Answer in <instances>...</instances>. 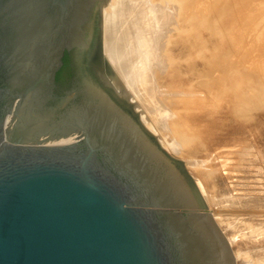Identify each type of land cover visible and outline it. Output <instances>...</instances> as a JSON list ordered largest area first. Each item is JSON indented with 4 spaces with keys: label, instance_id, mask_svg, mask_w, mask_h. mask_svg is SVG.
Listing matches in <instances>:
<instances>
[{
    "label": "water",
    "instance_id": "obj_1",
    "mask_svg": "<svg viewBox=\"0 0 264 264\" xmlns=\"http://www.w3.org/2000/svg\"><path fill=\"white\" fill-rule=\"evenodd\" d=\"M108 8L0 0V264H229L179 163L128 105Z\"/></svg>",
    "mask_w": 264,
    "mask_h": 264
},
{
    "label": "rangeland",
    "instance_id": "obj_2",
    "mask_svg": "<svg viewBox=\"0 0 264 264\" xmlns=\"http://www.w3.org/2000/svg\"><path fill=\"white\" fill-rule=\"evenodd\" d=\"M218 2L229 5L223 10L217 5ZM180 3L186 24L190 21V15L186 13L189 6H197L196 19L200 23L211 15L209 23L205 22L209 27L200 26V31L206 28L204 32L202 30L196 34L199 45L201 42H205L203 46L210 43L208 48L200 49L208 58L206 60L204 57L207 55L201 54L197 48L196 51L203 57L199 56L201 59L197 63L200 70L194 78L191 72V75L186 73L192 76L189 77L190 81L197 85L203 97L200 102L204 104L202 108H223L221 101L224 93L236 91L234 85L239 81L237 70H242L247 76L249 95L254 93L250 77L259 79L262 83L260 91L262 89L264 94V0H180ZM205 29L209 32H205ZM242 78L245 79L243 75ZM221 87L225 90L222 91ZM219 88L224 92H220L221 95H218ZM136 111L147 135L151 139L158 138V133L140 118V107ZM242 111L243 118L239 119L231 111V119L221 125L205 121L211 126L208 129L210 138L207 151L218 156L216 160L220 163L215 167L213 179L208 185L209 190L216 194L213 202L205 197L198 173L190 169L184 157L165 147L160 137L158 152L171 162L179 163L180 174L189 182L200 208L212 222L216 237L223 239V246L229 253V264H264V106L245 103ZM252 229L258 236L251 232ZM233 231L239 234L238 238L243 237L244 241L238 239V244L242 245L240 250L236 246L238 244L234 245L230 239ZM240 252L247 253L252 262L240 257Z\"/></svg>",
    "mask_w": 264,
    "mask_h": 264
},
{
    "label": "bare ground",
    "instance_id": "obj_3",
    "mask_svg": "<svg viewBox=\"0 0 264 264\" xmlns=\"http://www.w3.org/2000/svg\"><path fill=\"white\" fill-rule=\"evenodd\" d=\"M108 1L106 43L109 61L118 74L122 92L130 97L128 105L136 104L135 113L137 107H140V118L158 133L165 147L186 159L190 169L200 176V186L205 197L210 202L215 201L216 194L209 190L208 185L213 179L215 167L220 163L216 160L218 156L207 151L210 138L208 129L211 126L205 121L210 120L221 125L231 119V111L239 119L243 118L242 109L245 103L264 106V94L262 89L260 91L262 83L256 77H250L254 93L249 95L247 76L242 70H237L239 81L234 85L236 91L228 94L221 92L223 87L218 89V95L224 93L221 101L223 108L203 109L204 104L200 103L203 97L199 94L197 85L190 81L192 76H187L186 73L191 72L194 78L200 70L197 63L202 55L197 51L206 49L210 43L203 46L205 42L199 41V45L196 34L200 31V26L209 27L207 23L211 15L204 18V23H200L196 19L199 11L197 6H189L186 13L190 15V21L186 24L183 21L184 12L180 0ZM217 5L225 10V6L229 4L218 2ZM202 52L200 51L201 54ZM206 57L208 55L204 58ZM254 230L251 232L256 234ZM237 235L239 236L235 231L230 234L234 245L238 244V239H243ZM236 246L240 250L242 245ZM242 253L240 257L249 261L247 253Z\"/></svg>",
    "mask_w": 264,
    "mask_h": 264
},
{
    "label": "trees",
    "instance_id": "obj_4",
    "mask_svg": "<svg viewBox=\"0 0 264 264\" xmlns=\"http://www.w3.org/2000/svg\"><path fill=\"white\" fill-rule=\"evenodd\" d=\"M70 57L69 54L66 52L63 58V65L60 70L56 74V81H60L63 78L64 72L70 73Z\"/></svg>",
    "mask_w": 264,
    "mask_h": 264
},
{
    "label": "flooded vegetation",
    "instance_id": "obj_5",
    "mask_svg": "<svg viewBox=\"0 0 264 264\" xmlns=\"http://www.w3.org/2000/svg\"><path fill=\"white\" fill-rule=\"evenodd\" d=\"M63 65V64H62ZM69 65H70V73L71 74H69V73H67V72H64V75H63V78L60 80V81H58L57 82V84H59V85H66L67 83H69L70 82V79H71V77H72V67H71V59H70V63H69ZM62 67V66H61ZM60 67V68H61ZM60 68L58 69V71L60 70ZM57 71V72H58ZM57 74V73H56Z\"/></svg>",
    "mask_w": 264,
    "mask_h": 264
}]
</instances>
